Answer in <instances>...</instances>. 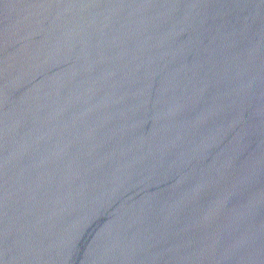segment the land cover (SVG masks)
I'll return each instance as SVG.
<instances>
[{
  "label": "water",
  "instance_id": "1",
  "mask_svg": "<svg viewBox=\"0 0 264 264\" xmlns=\"http://www.w3.org/2000/svg\"><path fill=\"white\" fill-rule=\"evenodd\" d=\"M0 264H264V0H0Z\"/></svg>",
  "mask_w": 264,
  "mask_h": 264
}]
</instances>
